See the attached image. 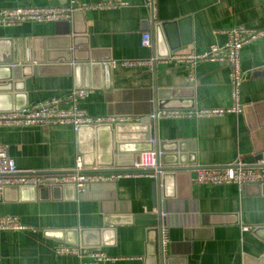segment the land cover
<instances>
[{"label": "crops", "instance_id": "obj_1", "mask_svg": "<svg viewBox=\"0 0 264 264\" xmlns=\"http://www.w3.org/2000/svg\"><path fill=\"white\" fill-rule=\"evenodd\" d=\"M102 1L106 0H0V9L79 7ZM121 1L125 5L115 9H78L62 24L1 27L0 67L13 54L19 66L29 63L34 54L46 60L43 64L31 61L28 66L37 65V75L27 71L31 75L20 81L23 90H14L1 104L27 102L30 106L56 98L65 109L70 107L72 91L82 85L80 89L91 93L78 107L90 116H129L135 121L151 111L233 108L226 64L200 63L191 79L190 69L183 64L159 63L150 72L118 63L149 59L153 53L166 58L175 52L201 53L214 45L223 46L228 40L226 30L264 27V0H159L155 25L150 23L144 0ZM164 23L167 28L158 33L157 25ZM146 32L153 34L154 52L141 45ZM79 63L98 68L83 70L76 79L73 68ZM242 69L241 113L152 120L154 152L160 158L158 146L165 143L169 146L165 155L191 170L170 183L168 191L174 197L161 200V186H156V193L154 187L159 180L147 176L90 185L81 193L63 191L60 198L50 192L44 196L8 188L0 203V217L17 218L25 229L0 231V264L89 263L98 251L115 259L102 264H153L147 259V227L123 223L124 218L140 214H158L164 220L168 229L164 255L171 256L173 264H257L264 253V232L257 235L253 230H264V194L255 193L254 188L240 192L235 185L196 183L198 169L223 168L238 156L254 166L261 152L256 147L264 148V39L243 48ZM158 92L164 99H159ZM161 101L167 105L159 110ZM133 123L139 122L129 124ZM87 131L78 136L69 125L2 127L0 142L20 169L66 173L83 154L108 153L105 132L94 136ZM243 227L250 230L243 231ZM94 230L109 232L99 234L97 249L90 247L81 257L58 254L60 245L81 247V233ZM84 241L97 242L91 233Z\"/></svg>", "mask_w": 264, "mask_h": 264}, {"label": "built area", "instance_id": "obj_2", "mask_svg": "<svg viewBox=\"0 0 264 264\" xmlns=\"http://www.w3.org/2000/svg\"><path fill=\"white\" fill-rule=\"evenodd\" d=\"M121 0H106L93 5L79 7H22L13 9H0V28L22 25L24 23H48L69 21L78 9H115L124 6ZM144 7L149 12L150 23H158L159 0H144ZM228 40L223 46L214 45L201 53L175 52L167 58H161L154 53L149 59L124 60L118 65L127 69H145L155 72L159 63H176L186 65L190 69L191 79L198 64L203 62H218L229 67V82L233 108L198 111L162 110L151 114V120L160 118L176 119L185 117H215L229 113H241L243 106L240 103L241 88L245 79L242 69V50L245 46L264 39V27L247 29L235 27L226 30ZM141 45L154 52L155 44L153 34H142ZM91 92L86 89H74L70 96V107L62 109L61 101L53 98L44 102L32 104L20 111L0 112V128L2 127H33L69 125L77 130L80 126L120 125L140 122L141 118L134 119L129 116H90L78 107V102L89 96ZM154 142V141H152ZM264 150L256 147V151ZM261 164V163H260ZM164 167L159 160L157 152L141 153L135 156L133 166L128 171L102 172L87 170L83 167L81 158H77L75 167L66 173H39L35 170L20 169L8 156V149L0 142V203L5 188H38L40 186H73L77 193L84 192L90 185L114 183L122 178L134 176H147L156 180L164 174ZM196 183L202 186L235 185L240 192L251 185H264V167L249 166L243 156H238L229 166L223 168H200L197 170ZM162 216H164L162 214ZM25 227L17 218L0 217V231H21ZM250 228L243 227V231ZM168 241V229L163 226L160 230V243L162 249ZM60 255H76L81 257L84 253L80 246L60 245L57 249ZM93 262L81 264H102L105 261H115L98 251L92 254Z\"/></svg>", "mask_w": 264, "mask_h": 264}, {"label": "water", "instance_id": "obj_3", "mask_svg": "<svg viewBox=\"0 0 264 264\" xmlns=\"http://www.w3.org/2000/svg\"><path fill=\"white\" fill-rule=\"evenodd\" d=\"M62 24V22H58ZM67 24V22H65ZM69 24V23H68ZM61 26V25H60ZM167 28V24H159L157 25L158 33L160 30H165ZM60 32V29H58ZM57 32V33H58ZM65 34H70L65 33ZM170 54L166 56L169 57ZM39 58V59H38ZM26 61V58L25 60ZM29 61V60H27ZM31 61H34L39 64H43L46 62L44 58H40L34 54ZM31 61L25 65H17L15 63V55L13 54L10 59L5 63V67H0V112H13V111H20L23 108L27 107V102L16 103L14 105L4 106L2 105V101L4 98L10 97L12 92L15 90L20 91V85L22 86L23 79L28 78L31 74H27L26 72L33 71L35 75L38 73V66H28ZM65 61H69L65 59ZM80 62V61H79ZM96 69L98 65L95 64H78L75 65L74 75L76 79L79 78L80 72L83 70L88 69ZM77 87V86H76ZM83 86L78 85L77 88H82ZM159 99H164L162 96V92H158ZM16 99L21 97H15ZM24 98V97H23ZM167 105V101H161L158 105V109L162 110ZM153 110V109H152ZM152 114V111L147 114V116L143 117L139 123L133 124H120V125H101V126H80L77 128L78 136L81 135L83 132L87 131L89 133H93L94 136L99 132H105L108 136L106 143L108 145V153L100 155L99 152L95 151L96 153H90L89 157L87 154L82 155V163L85 169H98L102 172H118V171H128L133 166V161L136 155L141 153H149L154 152V144L150 141L153 134V121L149 118ZM264 126V122L262 123L261 127ZM167 144L161 143L158 146L159 151L162 153L160 156V162L164 165L169 166V168H164V174L160 176V179L157 183H155V193H156V186L159 184L161 186V191H159L160 199H170L174 197V194H171L168 187L170 183L174 180H178L184 176L183 172L191 171L188 168H181L183 162H181L177 158H172L170 156H166L165 154L168 152ZM91 158L89 161L88 159ZM130 160L129 163L126 160ZM256 164L255 166L264 167V150L259 152L256 156ZM261 163V164H260ZM130 167V168H129ZM8 188H15L17 190H29V192H41L46 196L48 192L53 194L54 198H60L61 192H73L76 193V190L73 186H40L38 188H17V187H8ZM5 188L4 192L8 189ZM247 188H254L255 193L264 194V185H251L246 187ZM158 191V190H157ZM69 197H72L70 195ZM165 206V204H164ZM163 208H160V212L162 213ZM124 224H136V225H143L147 227V237H148V253L147 259H149L153 264H173V259L171 256L164 255L163 252H160V230L164 226V220L157 214H140L136 216H132L129 218H124ZM108 227L110 226L109 223L106 224ZM254 234L260 235L264 230L262 228H256L253 230ZM91 233L95 240H99V234L105 235L109 233L108 230H94V231H83L81 233V247L83 248L84 253L86 251L97 249L100 245L99 241L96 244L87 243L84 241L85 236ZM262 237V236H261ZM264 240V238H262ZM75 244V242H74ZM75 245H78L76 242ZM92 247V249L90 248ZM94 247V248H93ZM171 250V247H170ZM172 252V251H171ZM257 264H264V253L263 255L257 260Z\"/></svg>", "mask_w": 264, "mask_h": 264}]
</instances>
